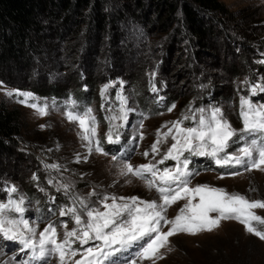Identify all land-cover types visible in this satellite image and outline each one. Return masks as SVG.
I'll list each match as a JSON object with an SVG mask.
<instances>
[{
    "label": "rangeland",
    "instance_id": "rangeland-1",
    "mask_svg": "<svg viewBox=\"0 0 264 264\" xmlns=\"http://www.w3.org/2000/svg\"><path fill=\"white\" fill-rule=\"evenodd\" d=\"M221 1L228 13L203 12L208 32L199 42L184 30L181 6L173 20L165 17L152 0H90L89 6L77 8L69 23L47 22L33 68L0 73V103L18 111L20 129L15 135L17 147L13 153L0 151V202L6 203L9 195L14 200L23 197V218L37 226V239L39 231L49 223L57 228L58 242L65 230L77 227L71 213L61 212L75 207L83 218L80 199L88 208L101 211V201L106 196H136L161 203L157 191L149 189L144 180L131 174L123 176L120 170L123 163L134 167L152 163L161 170L175 167L176 161L171 159L158 163L173 143L171 137L159 145V155L151 151L158 130L163 140L166 123L171 127L169 122L191 116L196 109L204 108L207 113L218 107L239 134L243 128L241 98L264 105V91L256 88L253 93L255 86L264 87V0ZM77 89L85 92L84 101L76 99ZM121 97L126 98L123 113ZM173 104L175 108L168 111ZM45 105L47 114L41 115L38 108ZM88 108L97 122L98 135L94 139L99 140L107 155L96 151L94 143L81 139L79 121L67 117L69 111L83 114ZM85 119L91 129V118ZM192 124L190 120L183 122V126ZM109 130L113 140L118 137L117 142H108ZM245 138L253 137L245 134ZM243 145L242 140L230 142L226 151L235 153ZM113 156L118 159L112 160ZM189 159L188 168L194 174L189 187L209 184L229 194L239 193L249 201H264V171L221 167L208 156ZM235 171L241 174L227 175ZM61 185H68V190ZM12 186L18 191L9 194L7 189ZM117 203L124 201L117 199ZM184 203L181 200L169 207L166 218L172 220ZM251 211L264 218V209ZM10 216L19 218L16 213ZM63 224H67V229ZM252 224L264 228L257 221ZM161 226L167 232L172 225L161 221ZM71 239V248L77 254L66 253L63 264L78 260L98 264L86 255V249L94 248L100 241L81 245ZM168 241L153 257L154 264H264V241L247 233L245 225L236 220L221 221L211 232L173 235ZM23 249L19 241L0 234V264H40L43 258H34ZM137 251L139 246L133 245L103 264H153L136 257ZM43 264H62L59 253L47 257Z\"/></svg>",
    "mask_w": 264,
    "mask_h": 264
},
{
    "label": "snow or ice",
    "instance_id": "snow-or-ice-1",
    "mask_svg": "<svg viewBox=\"0 0 264 264\" xmlns=\"http://www.w3.org/2000/svg\"><path fill=\"white\" fill-rule=\"evenodd\" d=\"M264 63V61H261ZM105 86V91L107 90ZM260 91L264 87L255 86ZM153 91H156L153 88ZM9 96L12 92L7 93ZM25 97H30L31 93H19ZM121 112L124 111L126 98L121 97ZM75 104V101L72 102ZM240 117L242 118L243 128L238 130L233 128L231 123L224 117L220 108H212L207 111L204 108L196 109L191 116L185 115L180 120L171 121V127L168 123L164 125L167 132L163 133V140L158 138L151 145V151L159 155V145L167 143L171 137L173 143L167 148L164 156L158 162L162 164L164 160L176 161L174 168L159 169L156 164L148 163L134 167L131 163H123L121 175L131 174L141 180H144L149 189H155L159 194L161 203L156 200L145 201L139 197H104L101 201L104 211L98 208H88L84 199H80L81 208L84 209V216L77 213L75 207L69 208L67 212L62 211L61 215L72 214L75 225L72 230H65L63 239L58 242L57 228L54 224H47L42 231L38 233L37 226L30 225L27 219L23 218L26 211L23 197L14 200L9 195L8 201L0 202V234L8 240H16L24 249L31 250L33 256L46 258L54 253H59V258L63 264L66 253L75 256L77 251L71 248V244L79 241L81 245L89 241H100L101 243L94 248L86 249V255H91L92 260L103 264L104 260H109L116 253L127 250L133 245L139 246L136 257L154 260L153 257L159 254V249L165 247L169 241L168 238L180 233L196 235L202 231L211 232L218 228L221 221L236 220L245 225V230L264 241V228L254 227L252 221L264 225V218L256 215L252 209H264V201H249L239 193L229 194L225 189L213 187L209 184H200L195 187H189L193 172L189 170L190 156H208L212 158L217 165L221 167H243L247 171L258 169L264 171V105H255L249 99L244 97L240 101ZM37 108V105H30ZM247 106V107H245ZM175 108L173 104L168 111ZM47 105L38 108L41 115H46ZM92 109L88 108L83 114H74L69 111L67 117L70 121H79V126L83 130L80 134L81 139L94 143L96 151L107 155L99 146V140L96 137L97 122L94 116H91ZM196 113H199L197 118ZM91 118L93 127L89 129L86 119ZM109 117L108 119H115ZM126 119V115H122ZM186 120L193 121L192 126H183ZM41 127H44L41 125ZM141 127L143 125L141 124ZM175 130V131H174ZM245 134L252 139H246ZM109 143L118 141L113 140L111 130L106 134ZM237 137V140H233ZM258 137V138H256ZM141 138L142 135H141ZM244 141V145L236 150L235 153H228L226 150L231 143ZM92 148H89V152ZM188 153V156L184 154ZM223 153V155H221ZM148 155L147 152L144 153ZM183 157V159H181ZM116 156L112 160H117ZM49 167L57 168L58 165ZM239 171L229 172L227 175L237 176ZM223 179L224 176L219 177ZM131 181H129L130 183ZM49 183H52L49 180ZM60 188L68 190V185H61ZM60 188L57 190L59 191ZM9 194L16 193L15 186L7 189ZM94 194V193H93ZM198 199L197 203H193ZM111 199L112 203H107ZM117 199L124 203H117ZM184 200V203L172 219L166 218L167 209L178 201ZM142 205V207H141ZM11 213L19 214V218L10 216ZM216 215L213 216L212 214ZM161 221L165 225L171 224L167 232L162 231ZM62 227L67 229V224ZM170 250V249H169ZM162 258V257H161ZM75 264H83L82 260L75 261ZM113 264L115 262L113 261ZM134 264V262H133Z\"/></svg>",
    "mask_w": 264,
    "mask_h": 264
},
{
    "label": "trees",
    "instance_id": "trees-1",
    "mask_svg": "<svg viewBox=\"0 0 264 264\" xmlns=\"http://www.w3.org/2000/svg\"><path fill=\"white\" fill-rule=\"evenodd\" d=\"M152 1L159 5L165 17L173 20L177 19L181 6L184 30L189 31L199 42H202L208 32L204 26L203 12L228 13L221 0ZM89 4L90 0H0V73L4 75L11 69L21 71L33 68L38 60L36 53L45 35L47 22L69 23L77 8L82 9ZM86 45L85 43V49L88 47ZM88 83V86L92 85L90 79ZM53 87L58 89L57 86ZM32 88L36 90L35 86ZM78 90L80 89L76 90V99L84 101L82 97L85 92ZM19 132L18 111L0 103V151L13 153V149L17 147L15 135Z\"/></svg>",
    "mask_w": 264,
    "mask_h": 264
}]
</instances>
